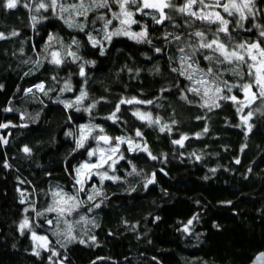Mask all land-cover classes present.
<instances>
[{"label": "trees", "instance_id": "trees-1", "mask_svg": "<svg viewBox=\"0 0 264 264\" xmlns=\"http://www.w3.org/2000/svg\"><path fill=\"white\" fill-rule=\"evenodd\" d=\"M39 2L21 0L16 8L7 9L5 0H0V32L10 37L0 40V125H8L0 127V137L7 140L6 144L0 140V264H252L264 253V115L254 114L248 132L238 105L218 100L219 107H201L205 100L212 104L215 94L202 99L186 91L192 81L172 71L180 68L183 53L178 47L195 45L198 39L189 34L215 27L199 20L189 27L185 22L191 17L168 9L178 27L167 20L156 24L151 16L136 12L133 18L140 23L132 24L130 31L140 32L146 26L151 44L127 35L113 36L110 43L102 41L101 55V47H93L87 34L97 39L103 36L104 22L96 17L110 19L108 9L88 7L87 24L80 31L69 28L51 8L35 11ZM174 2L181 5L184 0ZM85 3L89 5L90 0ZM256 6L264 9V0H256ZM129 8L135 12L132 5ZM111 11L119 12V7L112 4ZM256 22L264 24V11L257 14ZM251 23V19L246 21L245 28ZM117 27L119 22L113 20L107 31ZM13 31L19 34L11 36ZM232 34L238 41L246 39L244 35L260 39L256 29ZM49 35L55 39L48 41ZM73 39L78 46L71 44ZM54 50L65 57L59 67L49 63ZM69 50L81 59L72 62ZM185 51L191 54L193 49ZM194 58L200 68L207 67L209 62L199 51ZM80 65L86 73L83 77ZM223 79L244 82L231 74ZM248 79L245 75L244 80ZM66 82L71 90L65 89ZM41 83L44 91L35 87ZM81 90L87 97L79 104L66 108L61 103L75 102ZM223 94L243 99L238 88L231 93L225 89ZM133 98L153 103H120ZM92 104L90 112L84 111ZM135 112L151 113L159 123L149 124ZM113 113L115 122L107 119ZM82 124L102 127L103 133L96 129L92 135L106 134L113 138L112 145L117 143L115 137L131 138L136 149L130 152L120 145L112 157L117 161L114 170L107 165L99 169L118 179L101 183L95 176L86 183V190L95 184L98 194L88 201L80 193L84 203L67 217L75 237L69 239L63 218L58 225L46 224L56 216L46 209L56 186L74 191V168L88 159L89 148L96 147L89 138L84 148H76ZM137 130L141 136H136ZM182 137H187L183 146L173 143ZM24 146L31 149L30 155L22 151ZM120 154L124 159H119ZM21 192L25 203L20 202ZM25 216L32 230L51 239L49 250H38L39 256L33 254L29 229L21 234L19 226ZM53 249L58 256L52 255Z\"/></svg>", "mask_w": 264, "mask_h": 264}, {"label": "snow or ice", "instance_id": "snow-or-ice-1", "mask_svg": "<svg viewBox=\"0 0 264 264\" xmlns=\"http://www.w3.org/2000/svg\"><path fill=\"white\" fill-rule=\"evenodd\" d=\"M20 2L21 0H5L3 7L14 9ZM112 4H116L119 7V12L111 11ZM129 5L135 8V12L129 8ZM23 6L27 8L28 4L25 3ZM88 7H92L93 10L106 8L111 12L110 19L106 18L104 15H98L96 17V19L104 22L102 30L103 36L100 39H97V37L92 36L90 33L87 34L93 47H101V55L104 54L102 41L107 40L110 43L113 36L127 35L137 42L146 41L151 44V40L148 39V30L146 26H142L140 32L130 31L132 24L140 23V21L133 18L136 12L151 16L156 24H162L167 20L172 23L173 26L178 27L179 25L175 24V19L170 12H177L181 15L191 17L192 20L185 22L189 27H192L196 20L208 25L215 24V31H211V29L207 32L205 30H195L189 34L191 37H196L198 39L195 45L187 43L184 46L178 47V51L183 53V55L179 57L180 68H172V71H179L187 80L192 81V84L186 88V91L201 96L202 99L203 97L209 96L210 92L215 94L214 97H212V104H209L208 100H205L201 107H209L210 109L213 106L219 107V104L216 102L218 100H230L235 105H238L237 112L241 114L242 123L247 127L248 132L252 131L253 125L249 123V121L253 118L254 114L259 113L264 115V47H262V45H264V39H244L238 41L237 37L232 34V32L237 30L251 32L252 29H256L258 37L264 38V24L256 22L257 14L264 11V9L257 8L256 0H184V3L181 5H177L174 0H90V4L87 6L85 0H75L73 3H67L66 0H48V2L45 3L44 0H40L35 11L39 12L41 9L48 11L49 8H51L53 13L58 15L69 28H76L80 31H84L85 25L87 24ZM57 9H59V12H57ZM145 9L150 11L145 12ZM166 9L170 10V12H166ZM62 13H69V15L65 17ZM78 17H83V19L77 20L76 18ZM229 17L232 19H229ZM36 19L35 16L32 17L33 21H36ZM249 19H251L252 23L245 28V22ZM113 20H117L120 27L109 32L107 29L112 24ZM94 23L95 21H93V25ZM230 24L232 25V31L229 30ZM125 25L128 27H124ZM209 32L212 37L211 39H208ZM18 34L19 33L13 31L11 36H16ZM221 34H223V37ZM8 38L10 37L0 32V40ZM53 39H55V37L49 35L48 41H52ZM175 39L181 40V36L176 35ZM71 44L78 46V41L73 39ZM186 48H192L193 52L191 54L187 53L185 51ZM155 50L157 52L161 51L160 48H156ZM203 50L208 51L205 53ZM197 51L201 53L204 60L209 62L206 68H200L199 60L194 58V54ZM67 56L72 57V62L81 59L75 52L70 50L67 52ZM50 57L49 63L58 67L65 62V57L61 56L59 50L52 51ZM37 63H39V61H37ZM86 63L94 64V61H87ZM158 70L159 69H157V71ZM225 74H231L244 82L238 83L234 81L229 83L228 80L223 79ZM79 75L81 77L86 75L83 65H80ZM245 75L249 78L246 81L244 80ZM53 79H55V77H53ZM35 87L40 91H44L43 83L37 84ZM234 88H238L240 92L243 93V99L238 98L237 95L223 94L225 89L228 93H231ZM254 88L256 91H253ZM65 89L71 90V84L66 82ZM27 92H32V88H28ZM86 97L87 93L81 90L75 102L61 101V103H64L66 108H70L73 107L74 103L79 104L82 99ZM181 98L185 100L188 99L187 96H182ZM257 100H259L260 103L256 108H252V105L256 103ZM126 102L153 103V101L150 100L139 101L135 100V98L128 101H120V103ZM189 102L191 103V101ZM94 107L95 104H92L89 108H85L84 111L90 112L91 108ZM245 108L249 109L247 113H244ZM11 110L12 109H5V111ZM76 111H80V108L76 107ZM119 111L120 108L119 105H117L116 112ZM134 115H137L142 120H147L149 124L159 123L158 118L156 120L152 119L151 113L136 112ZM114 118L115 113L107 119H112L113 122H115ZM0 127L6 128L8 125L4 124L0 125ZM166 127L167 125L161 127L160 130L164 131ZM96 129H99L100 133L104 132V129L98 125L82 124L79 126L76 148H84L89 138L96 142V147L89 148L87 150L88 159L74 168V191H65V189L59 185L56 186V189L51 191L52 203L46 209L47 212L56 214L54 219L46 220V224L51 226L55 223L58 225L63 218V222L66 223L68 227L69 239H75V237L71 235L72 226L71 223L67 221V217L77 212L81 204L84 203L80 197V193H85L88 201L93 200V194H98L95 184H92L91 188L86 190V183L91 181L93 176H97L101 183L105 179H118L117 177L109 176L107 171L100 172L99 169L107 165L108 168L114 170V165L117 161L112 159V155L119 151V145L121 143H127L129 151L133 150L131 138L126 140L124 137H115L114 139L117 143L112 145L113 138L106 134L93 136L92 133ZM204 131L207 132L208 129L205 128ZM68 135L71 136L73 133L69 132ZM141 135V132L137 130L136 136ZM184 139H187V137L174 140L173 143L183 146ZM0 140L5 144L7 143V140H4L3 137H0ZM101 142L112 146L107 149L102 148L100 147ZM137 147H139V145H137ZM142 150L147 151V148ZM22 151L25 154H31V149L27 146H24ZM148 154L151 156L150 152ZM94 157L95 160L93 159ZM119 159H124L123 154H120ZM152 159H156V157L153 156ZM110 160L112 163H108ZM236 163H239V160H237ZM4 166L8 167L7 164ZM133 171H135L134 167ZM129 175H131V173H129ZM153 182L154 180H149L147 183ZM21 197L22 199L20 202L25 203L23 192H21ZM95 207L99 208L100 204L95 203ZM32 210L35 211V208ZM25 211H27V209H25ZM37 215H42V213H37ZM195 218L196 217H193V219ZM81 219H86V217L81 216ZM188 223L191 224L192 221L189 220ZM19 227L21 234H23L24 229H29L31 232L30 238L34 241L36 248L49 250L48 244H50V241L47 236H38L36 232L31 229L27 216H25ZM184 231H188L187 227H185ZM92 239L94 240L95 238L93 237ZM79 242L84 243L83 240ZM51 251L53 256L59 255L54 249ZM33 254L39 256L40 252L34 251ZM49 260H51V257H49Z\"/></svg>", "mask_w": 264, "mask_h": 264}, {"label": "rangeland", "instance_id": "rangeland-1", "mask_svg": "<svg viewBox=\"0 0 264 264\" xmlns=\"http://www.w3.org/2000/svg\"><path fill=\"white\" fill-rule=\"evenodd\" d=\"M229 18H231V17H229ZM231 25V24H230ZM229 25V26H230ZM212 27H215L216 28V25L215 24H212L211 25ZM215 28L212 30V31H215ZM244 37L246 38V39H250V37H248V35H244ZM260 39H264V38H260ZM262 47H264V45H262ZM255 89V88H254ZM254 89H253V91H254ZM136 113V112H135ZM142 113V112H141ZM136 117H138L137 115H135ZM139 118V117H138ZM127 140V139H126ZM126 145V147H127V149L129 150V148H128V144L127 143H121L120 145ZM120 145H119V149H120ZM103 146V147H102ZM107 146H109L108 144H100V147H102V148H105V149H107V148H109V147H107ZM132 147H133V150L132 151H130V152H133L135 149H136V145H134L133 143H132ZM118 153V152H117ZM117 153H115V154H113L112 155V157L113 156H115ZM106 155H107V153H106ZM95 158V157H94ZM93 177H95V176H93ZM92 177V178H93ZM38 236H47V235H43V234H39V233H36ZM47 238H48V240L49 241H51V239H50V237L49 236H47ZM32 242H33V245H34V248H35V251H38V250H40V249H42V248H36L35 247V243H34V241L32 240ZM252 264H264V253H262V254H260V255H258L257 256V258L254 260V262L252 263Z\"/></svg>", "mask_w": 264, "mask_h": 264}, {"label": "water", "instance_id": "water-1", "mask_svg": "<svg viewBox=\"0 0 264 264\" xmlns=\"http://www.w3.org/2000/svg\"><path fill=\"white\" fill-rule=\"evenodd\" d=\"M165 21H166V20H165ZM165 21H164V23H165ZM164 23H163V24H164ZM101 143H103V142H101Z\"/></svg>", "mask_w": 264, "mask_h": 264}]
</instances>
